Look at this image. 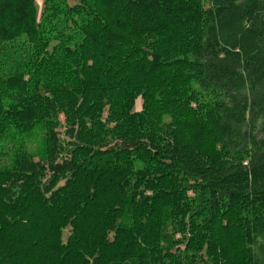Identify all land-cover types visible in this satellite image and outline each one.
Returning a JSON list of instances; mask_svg holds the SVG:
<instances>
[{
    "label": "trees",
    "instance_id": "trees-1",
    "mask_svg": "<svg viewBox=\"0 0 264 264\" xmlns=\"http://www.w3.org/2000/svg\"><path fill=\"white\" fill-rule=\"evenodd\" d=\"M40 1L0 0V264H264V0Z\"/></svg>",
    "mask_w": 264,
    "mask_h": 264
},
{
    "label": "rangeland",
    "instance_id": "rangeland-1",
    "mask_svg": "<svg viewBox=\"0 0 264 264\" xmlns=\"http://www.w3.org/2000/svg\"><path fill=\"white\" fill-rule=\"evenodd\" d=\"M39 3V7L41 8V1L37 0ZM138 109H140V102L138 103L137 106ZM63 121V118H62ZM41 132H37L33 137H31V139L28 140L27 142V150L30 153H35L37 150H39V148L41 147L42 144V138H41ZM12 142L8 139L7 141H5V143L3 144V158H7V156H9L10 154V148L12 146Z\"/></svg>",
    "mask_w": 264,
    "mask_h": 264
}]
</instances>
